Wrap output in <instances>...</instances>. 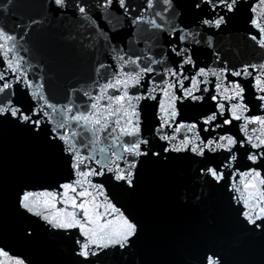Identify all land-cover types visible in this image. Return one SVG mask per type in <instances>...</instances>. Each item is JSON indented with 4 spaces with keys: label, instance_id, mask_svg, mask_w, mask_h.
Returning <instances> with one entry per match:
<instances>
[{
    "label": "snow or ice",
    "instance_id": "1",
    "mask_svg": "<svg viewBox=\"0 0 264 264\" xmlns=\"http://www.w3.org/2000/svg\"><path fill=\"white\" fill-rule=\"evenodd\" d=\"M12 4L13 0H8L0 8L6 13ZM92 7L84 0L47 3L50 13L63 16L71 10L89 20ZM94 7L111 17L109 23L115 20L117 25H129L124 32L129 45L117 48L112 44L120 31L113 30L111 35L102 31L111 45L114 64H97V79L92 83L99 91L80 89L79 104H61L50 98L43 76L33 74L30 78L27 61L18 53V40L25 37L0 27V66L4 68L0 72V125H10L32 137L42 136L60 153L68 170L55 186L35 189L23 185L15 194L18 209L39 217L52 229L76 230L73 249L78 264H100V257L109 251L116 264H264V62L237 69L228 67L216 53L215 59L223 67H198L196 49L181 46L199 45L202 41L197 37L205 29H220L240 10L241 0H187L186 7L194 13L195 32L184 23L185 5L179 0H97ZM244 7L248 36L264 49V0H249ZM38 23L28 20L29 25ZM145 25L156 30L151 39L158 51L137 55L131 41L146 30ZM14 27L31 31L21 22ZM119 42L124 43L123 39ZM209 77H215L214 92L208 86ZM105 99L107 102L101 103ZM148 101L153 102L150 116ZM187 101H210L211 107L206 113L186 117L181 110ZM208 153L226 155L223 162L214 163ZM238 155L250 162L242 171L233 167ZM195 157L201 158L198 179L202 184L198 191L186 188L180 200L198 207L210 191L226 190L238 236L218 235L210 227L207 232L190 235L177 253L149 257L139 243L142 221L109 198L105 181L116 182V187L131 195L136 193L146 165L163 166ZM93 178L103 179L95 182ZM208 224L214 221L210 219ZM245 239L259 241L258 259H230L233 249ZM0 264L27 262L0 247Z\"/></svg>",
    "mask_w": 264,
    "mask_h": 264
},
{
    "label": "water",
    "instance_id": "2",
    "mask_svg": "<svg viewBox=\"0 0 264 264\" xmlns=\"http://www.w3.org/2000/svg\"><path fill=\"white\" fill-rule=\"evenodd\" d=\"M84 2L93 5L90 10L91 20L74 14L71 10L63 16L50 13L47 9L48 0H13L6 13L0 8V27L25 37L18 40L17 50L27 64L32 65L28 69L25 64L30 78L33 74L36 77L43 76L50 98L61 104L73 101L81 103L80 89L99 91L92 83L97 79V64H114L110 54L111 45L101 34L102 31L109 35L113 30L120 31L121 35L112 44L117 48H127L129 45L128 37L124 35L129 30L128 24L121 22L117 25L115 20L109 23L111 17L106 16L102 9L94 7L97 0ZM99 2L102 3L103 0ZM248 2L249 0H241L240 10L220 29H205L203 35L197 37L202 41L199 45H181L196 49L194 59L198 67H223L224 64L215 59L216 53L221 60L227 61L228 67L237 69L244 64L264 62V49L248 36L250 26L246 22L248 13L244 7ZM7 3L8 0H0V5ZM179 3L185 5L182 17L184 23L190 31H197V27L193 26L194 13L186 7L187 0H179ZM151 11L148 10L149 13ZM29 18L39 23L29 25ZM17 22L31 27V31L16 29L14 24ZM145 29L131 41L137 55L155 54L158 51L152 47L151 39V34L156 30L147 25ZM252 31L255 34L256 30ZM208 37H211V41L207 40ZM120 39H123V44L119 42ZM156 58L159 59L158 56ZM2 71L4 68L0 66V72ZM224 75L237 79L231 77L230 73ZM102 82L104 81H99ZM209 82L208 86L214 92L215 77H209ZM73 89L77 90L75 94ZM106 102V99L101 101ZM141 104L144 102L141 101ZM152 104V101H148L146 105L149 116ZM209 107L210 101H187L181 111L186 117H192L206 113ZM254 114H258V111ZM168 131L171 132V129ZM224 155L226 154L208 153L214 163L223 162ZM200 160V157H195L192 160L171 161L163 166L146 165L139 175L137 191L131 195L116 187V182L105 181V191L109 198L118 202V206L124 205L142 221L144 232L139 243L141 250L149 257L166 258L177 253L190 235L207 232L210 227L218 235L230 233L233 238L238 236L232 226L226 190L210 191L198 207L180 200L186 188L198 191L202 184L198 179ZM246 165L250 166V162L238 155L233 167L242 171ZM67 175L68 170L60 153L46 144L42 136L32 137L10 125H0V247H4L12 255L25 258L27 264H78L79 258L74 255L73 249V242L78 235L76 230L66 232L52 229L39 217L18 209L15 203V194L23 185L35 189L55 186ZM93 179L101 182L103 178ZM236 179L238 181L239 178ZM210 219L214 221L211 226L208 224ZM258 257L259 241L247 239L230 254V259L238 262H252ZM100 264H116V257L109 251L100 257Z\"/></svg>",
    "mask_w": 264,
    "mask_h": 264
}]
</instances>
